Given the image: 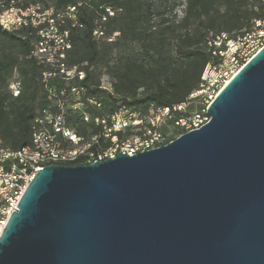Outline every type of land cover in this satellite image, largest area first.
Wrapping results in <instances>:
<instances>
[{"label": "water", "instance_id": "95a60500", "mask_svg": "<svg viewBox=\"0 0 264 264\" xmlns=\"http://www.w3.org/2000/svg\"><path fill=\"white\" fill-rule=\"evenodd\" d=\"M206 112L166 144L40 168L0 264H264V45Z\"/></svg>", "mask_w": 264, "mask_h": 264}, {"label": "trees", "instance_id": "16d2710c", "mask_svg": "<svg viewBox=\"0 0 264 264\" xmlns=\"http://www.w3.org/2000/svg\"><path fill=\"white\" fill-rule=\"evenodd\" d=\"M40 1L45 7H77V23L65 18L69 30L67 65L84 71L81 84L85 94H95L102 107L85 105L91 115L111 113L127 107L141 114L149 108L172 106L186 101L199 87L203 69L218 58L213 50L217 36L236 38L264 18V0H24ZM182 6L181 14L178 7ZM112 10L109 14L106 8ZM100 26L104 36L93 30ZM117 34L111 41L107 36ZM34 30L7 31L0 26V141L17 149L31 143L32 121L49 104L41 82L43 66L30 55L36 41ZM136 43L137 48L108 63L107 48ZM222 41L219 48H224ZM106 65L110 88L102 87L98 65ZM20 81L14 95L9 89L13 75ZM57 86L64 80L53 78ZM67 123L81 136L98 133L100 126L83 119L79 111L68 110ZM169 122V121H168ZM176 132L169 122L162 130ZM121 134V132H119Z\"/></svg>", "mask_w": 264, "mask_h": 264}, {"label": "built area", "instance_id": "2783aa9c", "mask_svg": "<svg viewBox=\"0 0 264 264\" xmlns=\"http://www.w3.org/2000/svg\"><path fill=\"white\" fill-rule=\"evenodd\" d=\"M80 4L76 2L57 10L52 6L45 7L40 1L0 0L2 29H32L35 32L37 39L30 55L44 68L41 82L49 101L32 121L30 144L14 149L0 141V234L14 208L17 209L27 184L40 168L48 164L89 163L114 158L117 152L131 155L166 144L180 134L202 126L210 118L206 108L217 92L264 45V18L256 19L249 30L236 38L227 39L222 33L213 40L218 49L212 53L218 58L207 63L199 87L186 101L151 107L145 114L123 106L111 113L91 116L85 105L100 109L102 101L95 94H85L83 85L70 83L72 78L83 79L84 71L77 65L66 64L69 30L61 27L65 18L73 25L77 23ZM106 10L113 13L108 7ZM93 34L100 38L104 31L97 26ZM116 34L107 36V40L111 41ZM222 41L225 46L219 48ZM53 78L64 80V85L53 84ZM9 89L14 95L20 90V81L15 74L9 81ZM68 110L79 111L84 120L99 125V132L89 137L79 135L67 123ZM168 121L176 132L162 130Z\"/></svg>", "mask_w": 264, "mask_h": 264}, {"label": "rangeland", "instance_id": "374dc122", "mask_svg": "<svg viewBox=\"0 0 264 264\" xmlns=\"http://www.w3.org/2000/svg\"><path fill=\"white\" fill-rule=\"evenodd\" d=\"M181 8L182 6L178 7L177 11L178 14H181ZM137 48L136 43H125V44H118L116 46H113L111 49L107 48V55L106 60L108 63L117 62L119 58L122 56H126L130 53H132ZM101 71V85L105 86L106 88H110L109 84V75L106 72V65L100 63L97 67V71ZM170 130V129H168Z\"/></svg>", "mask_w": 264, "mask_h": 264}]
</instances>
